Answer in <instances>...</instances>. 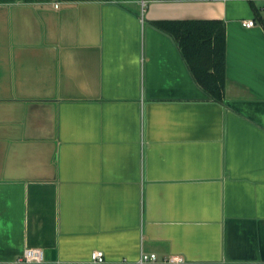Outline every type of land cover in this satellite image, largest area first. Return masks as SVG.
Returning a JSON list of instances; mask_svg holds the SVG:
<instances>
[{"label":"crops","instance_id":"1","mask_svg":"<svg viewBox=\"0 0 264 264\" xmlns=\"http://www.w3.org/2000/svg\"><path fill=\"white\" fill-rule=\"evenodd\" d=\"M190 22H223L222 100ZM142 252L264 264V0H0V264Z\"/></svg>","mask_w":264,"mask_h":264},{"label":"trees","instance_id":"2","mask_svg":"<svg viewBox=\"0 0 264 264\" xmlns=\"http://www.w3.org/2000/svg\"><path fill=\"white\" fill-rule=\"evenodd\" d=\"M258 19L260 9L250 1ZM173 32L182 49L187 53L198 81L220 100L224 97L225 84V28L223 22L164 23ZM206 50L208 55L201 52ZM205 55V56H203Z\"/></svg>","mask_w":264,"mask_h":264},{"label":"built area","instance_id":"3","mask_svg":"<svg viewBox=\"0 0 264 264\" xmlns=\"http://www.w3.org/2000/svg\"><path fill=\"white\" fill-rule=\"evenodd\" d=\"M242 24L250 27L255 24V20L252 18L245 19L242 21ZM92 258L95 261L101 262L105 259L104 252L102 250H94ZM21 259L25 261H42L44 259V251L39 247H27L24 249ZM157 259L158 255L156 252H142L134 264H143L144 262L156 261ZM163 262L165 264H182L185 262V257L180 254H170L163 258Z\"/></svg>","mask_w":264,"mask_h":264}]
</instances>
